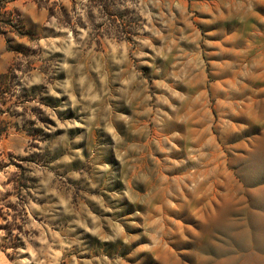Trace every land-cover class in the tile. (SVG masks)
Wrapping results in <instances>:
<instances>
[{
	"label": "rangeland",
	"instance_id": "374dc122",
	"mask_svg": "<svg viewBox=\"0 0 264 264\" xmlns=\"http://www.w3.org/2000/svg\"><path fill=\"white\" fill-rule=\"evenodd\" d=\"M0 264H264V0H0Z\"/></svg>",
	"mask_w": 264,
	"mask_h": 264
},
{
	"label": "trees",
	"instance_id": "16d2710c",
	"mask_svg": "<svg viewBox=\"0 0 264 264\" xmlns=\"http://www.w3.org/2000/svg\"><path fill=\"white\" fill-rule=\"evenodd\" d=\"M101 5H103V4H101Z\"/></svg>",
	"mask_w": 264,
	"mask_h": 264
}]
</instances>
